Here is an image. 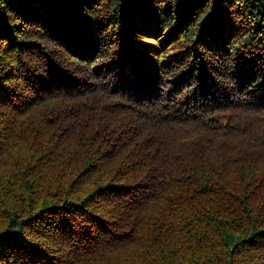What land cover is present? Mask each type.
I'll return each instance as SVG.
<instances>
[{"label": "trees", "instance_id": "obj_1", "mask_svg": "<svg viewBox=\"0 0 264 264\" xmlns=\"http://www.w3.org/2000/svg\"><path fill=\"white\" fill-rule=\"evenodd\" d=\"M0 264H264V0H0Z\"/></svg>", "mask_w": 264, "mask_h": 264}]
</instances>
